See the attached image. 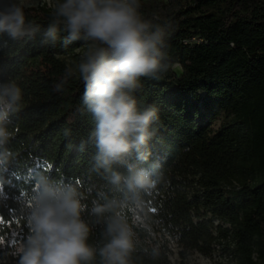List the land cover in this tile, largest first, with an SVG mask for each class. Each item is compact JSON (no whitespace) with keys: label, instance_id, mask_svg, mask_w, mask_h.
<instances>
[{"label":"trees","instance_id":"1","mask_svg":"<svg viewBox=\"0 0 264 264\" xmlns=\"http://www.w3.org/2000/svg\"><path fill=\"white\" fill-rule=\"evenodd\" d=\"M140 4L142 16L164 31L168 70L142 79L135 94L139 107L158 109L149 163L159 162L163 180L146 199L150 231L136 229L132 264H171V241L184 252L210 254L221 237L235 264H264V0ZM25 11L47 28V3ZM64 35L47 47L39 34L22 41L0 36V82L15 79L23 89L8 124L13 158L0 168V252L25 239L24 210L40 174L78 187L89 207L113 195L92 167L94 123L81 111L82 81L75 76L63 92L53 90L66 67L81 60L77 48L88 45L65 47ZM89 242H101L99 227ZM6 264H16L15 257Z\"/></svg>","mask_w":264,"mask_h":264},{"label":"clouds","instance_id":"2","mask_svg":"<svg viewBox=\"0 0 264 264\" xmlns=\"http://www.w3.org/2000/svg\"><path fill=\"white\" fill-rule=\"evenodd\" d=\"M29 6L26 0H0V36L22 41L39 34L40 45L47 47L66 33L65 47L77 41L88 44L53 90L63 92L75 76L82 81L81 111L91 114L94 123L88 137L95 148L92 167L113 195L89 207L78 187L40 174L24 210L25 239L12 252H0V264L9 256L16 264H132L136 229L150 231L146 199L163 180L159 162L149 163L158 109L139 107L135 94L142 79H159L168 70L164 31L142 16L140 0H55L43 29L27 18ZM22 100L23 89L15 79L0 82V168L13 158L8 124ZM94 226L101 229L98 244L89 242ZM151 254L158 255V249Z\"/></svg>","mask_w":264,"mask_h":264},{"label":"rangeland","instance_id":"3","mask_svg":"<svg viewBox=\"0 0 264 264\" xmlns=\"http://www.w3.org/2000/svg\"><path fill=\"white\" fill-rule=\"evenodd\" d=\"M30 6H38L43 3L48 5L54 4V0H26ZM88 45L77 48L79 55H82L87 50ZM67 61L74 65L75 58L65 56ZM75 66V65H74ZM227 238H219L214 244L213 251L210 254H203L197 250H181V247L177 246L173 241L170 242V259L171 264H235V260L228 252Z\"/></svg>","mask_w":264,"mask_h":264}]
</instances>
